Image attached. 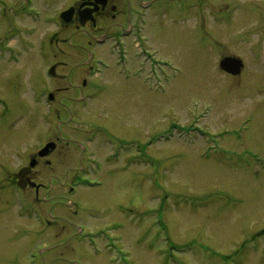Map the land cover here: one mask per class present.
Instances as JSON below:
<instances>
[{
    "label": "rangeland",
    "instance_id": "rangeland-1",
    "mask_svg": "<svg viewBox=\"0 0 264 264\" xmlns=\"http://www.w3.org/2000/svg\"><path fill=\"white\" fill-rule=\"evenodd\" d=\"M0 1V189H12L14 173L27 165L28 153L46 142L50 123L41 104L33 107L25 123L17 122L19 105L32 103L33 91L49 87L46 77L53 75L47 71L58 61L55 55L66 63L59 75L68 80L74 70L76 82L84 77L90 64V26L64 29L56 21L75 0H34L39 10L32 9L30 16L25 11L31 0ZM210 1L214 6L206 11L208 31L203 28L205 13L178 27L150 16V48L162 60H176L179 80L170 70L168 82L153 76L149 81L148 57L137 65H143L144 79L127 83L109 69L95 77L108 95L87 105L86 121L75 125L78 132L71 134L76 141L70 142L69 152L64 154L67 143H60L64 159L57 158L44 180L32 178L46 186L39 199L47 221L53 223L54 239L50 243L40 236L37 222L27 220L36 219L35 211L26 213L15 197L13 212L2 219L0 209V264H31V253L40 257L46 244L54 250L42 264H72L78 259L95 264L99 258L74 242L76 226L96 229L123 218L128 228L120 235L135 264H264V0ZM126 4L112 0L108 8L119 15ZM107 25L110 29L114 24ZM109 48L96 47L95 58L113 62ZM227 58L243 63L238 74L230 73L235 77L222 68ZM66 80L58 83L63 93L72 89ZM69 120L65 113L63 121ZM176 123L196 136L185 141L177 134L169 142L159 141L156 134ZM96 126L107 128L96 131V137L111 132L115 148L108 160L105 138L100 135L94 141L90 152L100 159L90 164L93 174H80L85 186L69 198L68 188L83 162L77 142ZM200 127L206 130L204 137L198 134ZM16 211L26 214L16 216ZM29 226L32 231L26 233L23 227ZM27 234L33 238L26 240Z\"/></svg>",
    "mask_w": 264,
    "mask_h": 264
},
{
    "label": "flooded vegetation",
    "instance_id": "flooded-vegetation-1",
    "mask_svg": "<svg viewBox=\"0 0 264 264\" xmlns=\"http://www.w3.org/2000/svg\"><path fill=\"white\" fill-rule=\"evenodd\" d=\"M29 3L33 4L35 10H39L34 0H31ZM0 4L2 5V1H0ZM110 4H112V0H75L72 5L58 13L56 21L59 20L60 27L90 26L86 49L89 54L90 64L83 73L84 77L78 78L79 82H76L77 72L74 73V70L69 73L70 76L68 75V80H66L65 76L59 75V68H63L66 63L55 55L54 58L58 61L50 64L47 71V74L53 75L51 77H46L50 83L49 87L38 89L45 90L44 92L33 91V97L30 98L32 103L26 100V102L19 105L21 114L17 115V122H22L24 119H27L30 114L31 117L32 114H34L33 107L41 104L43 106L45 105L47 108V120L50 123H48V133L43 137L46 142L41 145L39 149L32 150L30 154L28 153L26 155L28 159L27 165L22 166L14 173V177L12 178L14 182H12V185L15 187L12 189L2 187V189H0V193L2 194L0 197L2 219L13 212L12 207L14 205L12 201H14L16 197L17 202L25 209L26 213L29 209L35 211L37 215L36 219L32 217V219L27 218V220L36 221L41 229L40 236H43L44 239L50 243L55 237L54 233H52L54 231V226L52 222L47 221L43 201L39 199V192L45 191L46 186L35 182L32 178L44 180V177L46 178L49 174L48 169L52 168L57 158L64 159V155L59 152L60 143L66 142V148L64 147L62 152H64V154L67 151L69 152L70 142L76 141L70 139L72 133V136H75V133L78 132V128H76L75 125L81 124L80 122L82 120H84V122L86 121L87 114L85 113V109L88 107L87 105L96 100L103 99L105 95H108V91H105L104 88L105 85L102 82L94 81L95 77L104 74L102 71L109 69L115 70L117 76L125 78L127 83L132 82L134 79H144L142 76L144 72L142 64L146 61L145 58L148 57L149 60H147V62L151 68L149 70L150 76L147 77L149 81L153 76L159 80L168 82L172 76H168L167 71L174 70L177 73V71L180 70L178 68L179 65L175 67L173 62H176V60L170 57H168V60L158 58L157 50L150 48L152 42L148 35V28L151 23V17L153 16L156 22H163L169 27H178L189 24L194 18L198 21L200 12L205 13L207 16L206 11L209 8L212 9V6H214L211 4L210 0H127L126 9H120L118 15L115 13V8L112 6L108 8ZM66 12H70V15L66 18L68 23L64 25L63 22L60 23V19L62 21V15ZM0 16L2 17L1 8ZM203 19V28L208 31V16L206 18L203 16ZM107 22H112L114 25L110 29H107ZM99 33H101V35H98ZM161 36H164V34L162 33ZM174 40L176 41V39H171L172 42H174ZM104 46L110 47L109 49L114 59L111 63L102 57L98 59L95 58V48ZM55 47L58 48L59 45L57 44ZM150 52L151 55H149ZM142 60V66L137 67L138 63L140 61L142 62ZM0 62H2V41L0 42ZM95 64L101 67L97 72L95 71ZM76 68L77 67H75V69ZM176 73L173 75L175 81L181 78V73H177L179 75ZM227 75L232 76L230 73H227ZM65 80L68 83V87L72 88L71 92L65 91V93H63L60 91L58 83L62 81L65 82ZM156 92H158L157 89L154 93ZM60 94H62V98ZM46 97L47 99L48 97L51 98L48 105L46 104ZM73 109L75 111H73ZM65 113L66 116L69 114L70 120L68 123L63 121ZM63 127L65 128L64 134L62 132ZM102 128L107 129L104 126H96L94 129L91 128L89 131L81 134L82 140L80 139V141L77 142L80 146L83 162L81 169L68 188L67 194L69 198H71V195H77L79 189L83 187V184L80 182V174H93L91 166L96 165L100 159L96 156V153L90 152V147H92L94 141L98 139L100 135L105 138L106 144L110 146V152L106 154L107 158L115 148L113 145L114 142L111 140V132L109 133L110 136L101 132L98 133L97 137L95 136L96 131ZM0 129H2V98L0 100ZM68 131L69 135H67ZM88 169L91 171H87ZM53 178L54 175L47 179V182L50 179L53 180ZM12 191L13 193H11ZM16 213V216L20 217L26 214L25 212L23 214L19 211H16ZM52 215L51 213V216ZM75 215H78V212H75ZM51 219L53 220L54 218L51 217ZM124 220L126 219L115 220L96 229H89L87 226L79 224L76 226L77 234L73 235L72 238L74 242H76V245H86L91 250V256L99 258L97 261L94 260L93 263L95 264H135L136 261L132 251H130V248L128 249L127 246H124L125 242L123 241L125 236L120 235V231L127 227ZM23 230L29 233L32 231V228L30 226L23 227ZM16 231H19V229ZM45 233L52 234L45 236ZM24 237L26 240H31L33 234H27ZM15 238L14 236L12 240ZM142 243V245H144L146 242L143 241ZM46 246V250L38 253L40 257H37L34 252L31 253V264H42L46 255L54 250L53 245L46 244ZM72 264H84V262L82 259H78Z\"/></svg>",
    "mask_w": 264,
    "mask_h": 264
},
{
    "label": "water",
    "instance_id": "water-1",
    "mask_svg": "<svg viewBox=\"0 0 264 264\" xmlns=\"http://www.w3.org/2000/svg\"><path fill=\"white\" fill-rule=\"evenodd\" d=\"M65 15H67V13ZM222 68L230 70L232 74H238V72H240V69L242 68V63L239 60L227 58L223 61Z\"/></svg>",
    "mask_w": 264,
    "mask_h": 264
},
{
    "label": "bare ground",
    "instance_id": "bare-ground-1",
    "mask_svg": "<svg viewBox=\"0 0 264 264\" xmlns=\"http://www.w3.org/2000/svg\"><path fill=\"white\" fill-rule=\"evenodd\" d=\"M180 78H178V80H179ZM31 115V114H30ZM30 115L27 117V119L28 118H30ZM27 119H24L21 123L23 124V123H25V121L27 120Z\"/></svg>",
    "mask_w": 264,
    "mask_h": 264
}]
</instances>
